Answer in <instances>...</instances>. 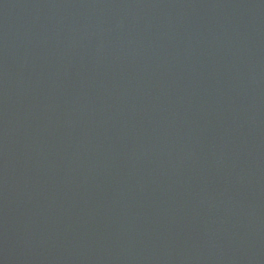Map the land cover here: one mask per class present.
Segmentation results:
<instances>
[{"label":"water","instance_id":"95a60500","mask_svg":"<svg viewBox=\"0 0 264 264\" xmlns=\"http://www.w3.org/2000/svg\"><path fill=\"white\" fill-rule=\"evenodd\" d=\"M0 264H264V0H0Z\"/></svg>","mask_w":264,"mask_h":264}]
</instances>
